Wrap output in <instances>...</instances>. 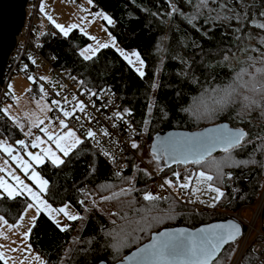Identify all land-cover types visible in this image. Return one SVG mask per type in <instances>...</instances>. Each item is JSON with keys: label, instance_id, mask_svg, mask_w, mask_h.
<instances>
[{"label": "trees", "instance_id": "16d2710c", "mask_svg": "<svg viewBox=\"0 0 264 264\" xmlns=\"http://www.w3.org/2000/svg\"><path fill=\"white\" fill-rule=\"evenodd\" d=\"M251 2L252 0H245V3ZM90 3L95 9L111 18L112 23L107 26V30L117 46L124 51H137L141 59L145 61L144 80L132 70L118 52L110 47L101 48L97 52L96 57L93 58L95 63L84 61L78 52L89 44V39L75 29L70 30L65 36L48 24L51 31L47 32L43 29L44 26L41 27L37 42L41 52L52 59L54 65L68 70L72 76L84 81L83 85L94 90L111 89L118 102L132 112L137 133L144 128L151 141L154 135L167 130L195 131L223 122L232 128L246 130L253 141H256L258 136H264V120L259 118V113L254 111L250 115L246 114L241 106L245 95L259 99L252 91L246 92L238 87L237 94L234 96L237 103L229 105L215 116L210 114L222 103L224 95L222 89L233 82L237 72L242 68H248V57L258 55L257 52L243 51L245 56L242 55V58H239L237 52L239 47L245 46L263 51L258 40L264 30L249 27L246 24L243 34L234 33L233 29L240 26L236 22L229 27L227 24H208L203 19L197 20V27L193 28L180 16H169V8L165 0H91ZM260 4L264 6V0H260ZM180 7L184 12H191L183 0H180ZM153 13H159V15H153ZM249 33L252 36V42L247 38ZM237 35H243L244 38L238 40ZM175 55L187 60L191 69L188 70L179 59H173ZM225 55L229 57L227 61L223 59ZM161 57H163L162 65ZM161 68L162 71H157ZM182 71L186 72V75H179ZM247 79L245 77V80ZM153 80H159L162 85L157 91L149 88L146 82ZM150 97L156 102V107L153 109L154 118L149 125L144 126L142 121L146 118ZM162 109L166 112L163 118H161ZM206 111L208 116L203 118ZM0 132L3 133L0 135V140L7 139V142L11 144L21 138V134L9 123L2 112H0ZM255 146V143L249 144L245 151L236 154V158L248 159ZM84 147L90 149L87 144ZM224 156L223 151L213 155L217 160L223 159ZM254 158L257 161L255 164L242 168L224 169L225 172L233 174V179H226L227 186H221L225 196L216 207L208 206L213 203L212 198L215 194L206 191V188L202 190L200 201L194 202H201L218 212H221L220 210L234 212L241 206L251 205L260 191L264 177L262 166L264 155L257 153ZM63 159L68 161L69 158ZM152 162L154 165L151 168L156 170L157 165L155 161ZM135 163L134 160H129L122 175L130 177L134 173L132 166ZM160 167L163 171L171 169V166L164 167L162 161H160ZM184 168L190 171L201 170L194 165ZM37 170L41 172L44 179L49 181L48 190L44 193L45 200L55 208L68 204L79 214L82 213V207L78 201L83 198L84 189L90 190L94 193L93 196L97 197L96 189L102 185L121 184V181L92 150L79 158L72 155L70 162L59 167L45 161L37 167ZM163 171H157V173L164 181V177L160 175ZM184 171L181 169L179 172ZM169 177L173 185L177 186L176 177L172 174ZM180 179L183 182V175ZM150 182L149 176L145 177L138 173L134 183L139 191L134 192L133 195L140 204L143 202V193L149 189ZM165 198L168 199H161L159 204L166 205L164 201L171 200L169 197ZM190 199L188 195L183 202H179L180 205L173 204L171 209L174 217L164 222L159 229L171 226L195 228L223 219L218 213L195 211L190 206L193 203L189 202ZM25 201L27 202L24 197L7 199L1 196L0 215H3L8 223H13L24 207ZM109 208H95L88 213L80 231V244L68 248L62 264H96L99 261L112 264L146 241L151 232L159 230L153 229L143 235L133 231L134 228H131L129 224L115 229L117 221L113 218L117 216L116 218L119 219L122 216L123 207L113 202ZM110 211L113 212L112 215L115 214L113 217L109 215ZM67 225L68 230L61 231L43 214L37 216L33 222L28 234V243L42 257L45 264L60 262L61 254L77 226V220L69 221ZM109 231L113 234L119 233L120 237L131 232L139 239L128 243L125 247H120L112 255L109 253V248L110 246L112 248L116 241L112 236L106 235ZM234 248L235 242L227 245L212 264L217 261L220 264H228ZM0 264L3 263L0 261Z\"/></svg>", "mask_w": 264, "mask_h": 264}, {"label": "snow or ice", "instance_id": "6c2138e0", "mask_svg": "<svg viewBox=\"0 0 264 264\" xmlns=\"http://www.w3.org/2000/svg\"><path fill=\"white\" fill-rule=\"evenodd\" d=\"M91 2V0H89ZM165 3L168 5L169 11L168 15H178L189 23L193 28L197 27L196 21L203 19L205 23L212 25L227 24L229 27L233 22L238 23L240 26L233 29L234 33L244 32V27L247 24L249 27H253L259 30H264V6H261L260 0H252L251 3H245V0H183L185 6L191 9V12H184L180 7V0H165ZM239 5V7H237ZM259 9V11H257ZM41 11H43V6H41ZM103 19L106 20L109 24L112 23V20L108 16H104L102 13ZM153 15H159V13H153ZM51 19V18H49ZM56 28L60 30L65 36L68 35V32L65 29L57 24ZM75 27V25L71 26ZM207 35V33H205ZM91 38V37H90ZM243 35H237L236 39H243ZM247 38L251 39V34H247ZM94 39V38H91ZM258 43L264 47V33L259 37ZM112 45L115 46V41H112ZM109 44H98L96 48L85 47L80 52L79 55L83 58L84 61H91L95 63L93 59L96 57L97 52L101 48H108ZM116 51L121 57H123L129 65L138 64L139 67L135 68V71L138 73L139 77L144 80L146 77L145 72V61L141 59L140 54L137 51H132L130 54L124 51L119 46H116ZM162 51H167L162 49ZM241 51H252L257 52V56L248 57V68H242L237 72L233 78V82L227 85L222 92L224 93L222 98V103L218 108L213 109L210 113L215 116L219 111H223L226 107L231 104L237 103L234 99V96L237 94L238 87L247 91H252L256 93L259 99L250 98L247 95L243 97V102H241L242 109L246 114H251L252 112H258L259 118L264 120V51H260L257 48H244ZM135 58V60L132 59ZM173 59H179L183 65L186 66L188 70L191 69V65L187 60L179 55L172 57ZM225 61L229 59L227 55L223 58ZM163 64V57H161V65ZM157 71H162L158 69ZM179 75H186V72H181ZM245 77L248 79L245 80ZM71 79H76L75 77H70ZM44 79V78H41ZM29 80H32V77H29ZM148 87L153 91L159 90L162 86L159 80L146 81ZM195 82V81H194ZM81 85L85 82L80 81ZM105 89H101L100 93H97L94 89H87L85 93L81 95H88V100L92 108H97V105L92 97L97 99H103V93ZM43 97H46L48 94L44 91L43 88L40 89ZM7 95V94H6ZM57 96L61 93L57 92ZM109 104L112 103L111 100L108 101ZM51 104L56 106L55 111L58 113V132H49L48 128L40 127L45 123L44 120L38 119L34 122L27 131L24 132L25 136H33V128H38L40 132L44 133L47 136V140L55 144L56 149L63 154V157L69 158L66 161L63 158L55 155L53 150L50 147L41 148V154H33L28 152L27 148H39L41 145L45 144V141L41 139L40 135H35V138L31 141L30 145L25 144L24 140H17L16 143L21 149H23L28 157V161H25L20 158L19 154L13 155L14 149L8 145L7 139L0 140V150L5 154L11 157V160L14 161L18 167L22 169L29 180H32L36 187L39 189V193H46L49 187V181L42 178L41 172H37L35 169L29 174V168L34 162L35 164H42L44 162V157H50L51 163L57 167L65 165L67 162L71 161L72 155L76 158H79L81 155L90 152L91 149L84 147L87 143L91 141L93 148H98L100 152L108 157L113 163H116V156L113 155L110 151L104 149L101 145V141L97 136V132L93 131L91 127H85L84 120H87L89 124L95 119L90 113L87 112V104L83 100H78L75 95L68 98L67 95L63 97V103L60 100L52 99ZM65 105H71L70 110L65 108ZM119 107V106H117ZM156 107V102L149 98L147 104L146 118L143 119L142 125L147 126L150 124L151 119L154 118L153 109ZM42 111H53V108L42 107ZM84 114L82 119L80 116L75 115L76 112ZM0 112L4 113L7 116L8 109H0ZM132 116V112L125 108L123 113L114 112L111 117H108L109 120L115 119L117 122L125 123L130 125V120H125L124 116ZM62 116L63 118H59ZM166 116V112L161 110V118ZM74 119V123L71 121ZM68 121V122H66ZM55 121L49 119V124L51 125ZM113 128H117L118 124L113 123ZM66 130V131H65ZM82 130L81 134L78 135L77 131ZM144 131L142 128L141 133ZM99 132L102 136L111 137V133L104 128H100ZM0 135H3L0 132ZM131 139V133H130ZM109 143L117 144L119 143L115 140H109ZM255 143L256 146L253 148L252 153L249 154L248 159H237L236 154L238 152H243L247 149L249 144ZM138 144L133 139L131 142V148L136 149ZM221 150L225 153V156L222 160H217L213 157V152L216 150ZM73 150L75 152L73 153ZM123 149H121L122 151ZM259 153L264 155V136H258L256 141H253L249 137V133L244 129H233L227 125L220 126L216 129H213L212 132L208 135L201 136H190L183 138H165L161 140L159 145H153L151 150L152 160L155 161L157 165V171H163V168L160 167V161L163 160L165 165H168L170 162L183 165H194L200 168L201 170H188L185 169L184 173L172 171V175L176 177L175 184L184 190H189L190 185L194 180L203 181L206 185V191L213 192L216 195L212 198L213 203L209 204V207H216L220 200L225 196V193L221 191V186H227L225 180L233 179V174L227 173L224 171L225 168H242L250 164H255V155ZM72 154V155H70ZM8 161L5 160V164ZM264 166V164H262ZM123 167V166H122ZM206 169L207 171H205ZM0 172H5V168L0 167ZM145 172L149 178L150 174L147 173V170L140 169L136 167V171L131 177H126L122 175V169L114 173V176L119 179L122 183L127 184L128 187L120 188L119 192L113 191L112 196H102L100 201L110 202L113 199H119L120 197H132L128 204L133 208V211L138 215L139 219L136 221L138 224L147 220V217L143 215L144 212H151L156 209L161 198L155 196L147 191L142 195L143 201L146 202L145 205H140L136 207L139 201L132 194L136 191H139L134 181L137 178L138 173ZM91 173V169H90ZM7 175L15 182V187L7 184L2 176H0V189H3L7 193L5 198L7 199H16L17 197L27 195V198L31 199V203L25 201L24 207L22 208L20 215L17 217L18 221H23L29 210L35 209L37 216L41 214L42 211H47L49 214L52 212L63 213L69 221H76L85 219L77 214H71L66 211L68 205L65 204L63 207L53 209L51 205L46 201L40 199V196L37 192L33 191L31 187L25 184L19 176L14 175L12 172H7ZM183 175V182L181 181V176ZM164 185L169 187L173 186V181L168 178H164ZM116 185L105 184L101 186V191H110L113 190ZM163 187V185H161ZM195 193V189H191ZM85 198L88 197V192L84 193ZM82 205L84 201H78ZM193 202V201H189ZM97 201L93 200V207L96 206ZM91 209L85 207V211H90ZM115 215V214H114ZM173 210L170 208L167 217L172 218ZM127 218V217H125ZM158 217H153V220H158ZM35 220V218H33ZM0 223H3L8 229H15L22 226L21 224H10L5 219L3 215H0ZM152 224H145L144 227L139 229H134L133 231H145L148 227H151ZM68 226L61 228V231H67ZM239 226L233 222L228 224H216L211 225L209 228H201L197 232H186L185 230H177L175 232H161L159 238L152 237V243L146 244L144 247L139 248L131 256L126 257L125 261L132 262V264H212L214 259L217 256L218 250L222 248L223 245L230 243L236 239L237 234L239 233ZM31 231V229H29ZM28 233L24 234V239L27 237ZM107 236H112L113 240L116 241V244L113 245L118 251L119 247L126 246L130 242H135L139 237L134 236L131 232L127 233L125 236L120 237L119 233L113 234L112 231L106 233ZM131 237V240H129ZM7 239V237H3ZM89 243H91L89 241ZM12 251H17V249H11ZM28 252H31L30 248H25ZM247 256L252 255L247 253ZM32 259L37 262V264H45V261L41 259L39 255L33 256ZM0 261H4V264H7L5 257L0 253ZM260 264H264V260L260 261Z\"/></svg>", "mask_w": 264, "mask_h": 264}, {"label": "rangeland", "instance_id": "374dc122", "mask_svg": "<svg viewBox=\"0 0 264 264\" xmlns=\"http://www.w3.org/2000/svg\"><path fill=\"white\" fill-rule=\"evenodd\" d=\"M41 6H43V11H41ZM103 14L104 16H108L107 14L95 9L92 4L89 2V0H39L38 1V8H37V15H38V21H39V28L41 30V27L46 26L50 24L55 31H57L59 34L64 35L58 28H56L55 25L59 24L61 25L65 31L69 32L72 29L77 30L81 34H83L85 37L89 39V44L86 47H92L96 48L98 44H109L110 48L114 49L116 51L117 44L115 43V46L112 45V41L114 39L109 34L107 30V26L110 25L106 20L103 19V16L100 14ZM109 17V16H108ZM51 18V19H49ZM110 18V17H109ZM111 19V18H110ZM75 25V27H71ZM94 39H91V38ZM258 37V36H257ZM252 42V39H251ZM248 48L245 46L239 47L238 57L242 58L243 51L241 49ZM262 50L264 51V47H262ZM133 50L126 51L129 54ZM117 52V51H116ZM250 52V51H248ZM123 58V57H122ZM124 59V58H123ZM133 60H135L134 57H132ZM125 60V59H124ZM126 61V60H125ZM127 63V61H126ZM129 65V64H128ZM132 70L138 74L135 71L136 67H139L138 64L129 65ZM6 92L8 96L10 97L9 101H5L1 104V109H8L7 113V119L10 124H12L18 132L21 134V138L19 140H24L25 144L30 145L31 141L35 138V135H40L41 139L45 141V144L41 145L39 148H31L30 146L27 148L28 152H32L33 154H41V148L44 147H50L55 155L59 156L60 158L63 157V154L60 153L56 147L55 144L51 141L47 140V136L40 132L38 128H33V136H25L24 132L28 130V128L36 122L38 119L44 120L45 123L43 125H40V127H46L48 128L49 132H58L60 129L57 130H50L49 129V111H42V107H50L51 104L48 101L46 97L42 96V93L40 92V87L33 84L32 81L29 79H25L22 76L15 75L12 76L7 84H6ZM250 96V94H249ZM207 111L204 113L203 118H206L208 115H206ZM66 131V130H65ZM141 133V131L139 132ZM150 136L146 134V130L144 129L142 134L138 135V138H133L135 142L138 144V147L136 149H133L137 158L139 159L140 163L135 160V164L132 166V172L136 171V167L138 166L140 169H144V166L148 167L152 171L157 173V168L155 166L156 170H153L151 167L154 165V162H152V157L149 153V145H150ZM132 139V140H133ZM8 145H10L13 149V155L19 154L20 158L28 161V157L23 149L19 147V145L16 143L11 144L7 142ZM0 167L5 168V172H0V176L4 178V180L7 182V184L12 185L15 187V182L11 179L9 175H7V172H12L14 175L19 176V178L27 184L29 187L33 189V191L37 192L40 196V199L45 200L44 193H39V189L36 187L35 183L32 180L28 179V176L25 175V173L22 171L20 167L17 166V164L11 160V157H9L7 154H5L2 150H0ZM5 160L8 161L7 164H5ZM222 160V159H219ZM49 162L51 165V158L50 157H44V162ZM43 162V163H44ZM41 164H35L34 162L31 164V167L29 168V174L33 169H35L37 172V167ZM55 166V165H54ZM189 166V165H187ZM187 166H180L175 165L171 166V169L164 170L160 175H162L164 178H170L169 176L172 174V171L175 170L179 172L181 169L185 170L184 167ZM141 174L145 175V177H148V175L145 172H140ZM184 173V172H183ZM263 173H264V166H263ZM133 173L131 174V176ZM264 175V174H263ZM130 176V177H131ZM159 176V175H158ZM43 178V177H42ZM160 178V177H159ZM264 178V177H263ZM161 179V178H160ZM163 181V180H162ZM164 182V181H163ZM117 187H115L113 190L110 191H101V187L96 189V196L94 197L90 190L84 189L83 190V198H81L79 201L83 200L84 204L81 203L80 206L82 207V213L79 214V212L68 205V208L66 209L67 212L71 214H77L81 217L88 216V213L95 209V208H101V207H107L112 206L113 202L116 204H119L123 207V214L122 216L116 218H113L117 222L114 228H122L125 225H130L131 228L139 229L141 227H144L145 224L151 223L152 226L148 227L145 231H137L138 234H146L147 232H150L153 229H159L161 225L170 220L167 217V213L170 208L173 207V204H179L180 203L175 200L171 195H167L165 197L171 198V200L165 202L166 205L158 204L157 208L152 210L151 212H144L143 215L147 217V220L143 221L142 223L138 224L136 221L139 219L138 215L133 211V208L129 206L128 201L132 197H120L119 199H113L110 202L108 201H100V197L102 196H112L113 191L119 192L120 188H126L128 187L127 184H124L121 182V184H116ZM172 192L174 195L181 200H184L181 198L178 187L177 186H171ZM206 188L205 183L201 182L200 180H194L191 184V189H195V193L190 189L189 197L191 198L190 201H200L201 195L203 193V189ZM149 192V190H146ZM88 192V197L85 198L84 193ZM150 193V192H149ZM212 194H215L211 192ZM134 194V193H133ZM132 194V195H133ZM207 194V193H205ZM216 195V194H215ZM1 196H7V193L3 191V189H0V197ZM134 196V195H133ZM24 197L28 203H31V199L27 198V195L25 194ZM163 197V198H165ZM96 200V206L93 207V200ZM146 202L143 201L142 204L140 202L136 205V207H139L140 205H145ZM65 205V204H64ZM64 205H61L57 208L63 207ZM252 205V204H251ZM184 206V205H182ZM249 206V205H245ZM53 209L55 207L51 206ZM85 207L91 209L90 211H85ZM108 210V209H107ZM110 210V208H109ZM108 210V211H109ZM221 214H219L220 217L223 218L222 213H226V211L220 210ZM41 214H43L45 217H47L49 220H51L60 230L62 227L66 226L69 220L63 213H56L52 212L49 214L47 211H42ZM113 212L110 211L109 215H112ZM20 215V213H19ZM18 215V216H19ZM244 217L248 215V212H243ZM127 217V218H125ZM153 217H158V220H153ZM174 216L172 215V218ZM33 218H37V214L35 212V209L29 210L27 212V215L23 221L16 220L13 223L10 224H21L22 226L17 227L15 229H8L3 223H0V253H2L5 257V260L7 264H37L36 261L32 259L33 256L39 255L36 251L32 249L30 244L28 243V235L24 239L25 233L29 234V229L31 228L33 222ZM85 219L77 220V226L75 227L74 231L72 232V235L70 237V240L68 244L65 246L64 251L61 254L60 262L58 264H62L65 254L68 253V248L73 245L80 244V231L83 226V223ZM264 221V218H263ZM122 223V224H121ZM68 226V225H67ZM3 237H7V239H4ZM146 240V239H145ZM115 245V243L113 244ZM112 248L110 246L109 253L114 254L117 250L115 247ZM125 247V246H123ZM25 248H30L31 252H28L26 250H23ZM11 249H17V251H12ZM120 249V247H119ZM233 254V252H232ZM40 256V255H39ZM41 257V256H40ZM232 257V256H231ZM42 259V257H41ZM43 260V259H42ZM231 260V258H230ZM247 258L244 259L241 264H247ZM4 264V261H1ZM230 262V261H229ZM215 264H220V262H216ZM229 264V263H228Z\"/></svg>", "mask_w": 264, "mask_h": 264}, {"label": "built area", "instance_id": "2783aa9c", "mask_svg": "<svg viewBox=\"0 0 264 264\" xmlns=\"http://www.w3.org/2000/svg\"><path fill=\"white\" fill-rule=\"evenodd\" d=\"M38 1L39 0H27L22 26L15 37L14 48L3 69L2 84L0 86V107L3 102L9 101L10 99L6 92V84L8 80L15 75L22 76L25 79L32 77V83L39 86L40 89L43 88L48 94L46 98L50 104L52 99L60 100L63 103V97L65 95H67L69 99L75 95L78 100L85 101L88 105L87 112L95 118L91 124H89L87 120H84L85 127H91L93 131L97 132L102 147L116 156V163H113L108 157L104 156L98 148H93L91 141L87 143V145L113 173L121 169L123 173L127 168L129 160L137 159L140 163L134 150L131 148L132 139L137 135L133 118L132 116H124L125 120H130V125L117 122L115 119H108L114 112L123 113V109H125V107L118 102L111 89H105L108 91L103 93L102 100L92 97V100L95 101L99 110L92 108L88 100V95H81V93H85L87 89L91 88L81 85L80 80L76 77V79H71L70 77L74 76H72L68 70L60 69L54 65L52 59L47 58L41 52L40 45L37 42L40 34L37 15ZM43 29L47 32L51 31L49 25L44 26ZM100 90L101 89L96 90L97 93H100ZM57 92L61 93V95L57 96ZM109 100L112 101L111 104L108 103ZM55 107L56 106L51 104V108L54 110L49 113L50 119L55 121L51 125L49 124V129L52 131L59 129L57 119L58 113L55 111ZM65 108L70 110L71 105H65ZM75 115L80 116L82 119L84 118V114L78 111ZM59 118L63 117L60 116ZM71 122L74 123V119ZM113 123H117L118 127L113 128ZM100 128H104L110 132L111 137L102 136L99 132ZM81 131L82 130H78L77 134L80 135ZM109 140L117 141L119 147L117 144L109 143ZM121 149L123 150L121 151ZM144 168L151 176L148 189L151 194L161 198L171 195L178 202L184 201L178 199L174 195L171 187L164 185L158 173L146 166H144ZM161 185H163V187H161ZM179 193L181 198L185 199L189 195V190L179 188ZM190 206L197 212L205 211L221 214V212L213 211V209L206 207L201 202H193ZM245 211L248 212L246 217L243 215ZM222 214L223 219H232L242 227L241 234L235 240V248L229 264H241L246 258L248 260L247 264H260V261L264 260V178L260 191L252 205H244L234 212ZM247 253H251L252 255L247 256Z\"/></svg>", "mask_w": 264, "mask_h": 264}, {"label": "water", "instance_id": "95a60500", "mask_svg": "<svg viewBox=\"0 0 264 264\" xmlns=\"http://www.w3.org/2000/svg\"><path fill=\"white\" fill-rule=\"evenodd\" d=\"M26 3H27V0H0V86L2 84L3 69L6 65V62H7V59L10 53L12 52L14 48L15 37L19 33L23 20H24ZM223 125H227L228 127H230L227 123L222 122V123L215 124V125H208V126H205L195 131H187L183 129H171V130L164 131L163 133H157L156 135L153 136L152 140L150 141L149 153H151L152 146L154 144L159 145L161 140L165 138H183V137H190V136L208 135L212 132L213 129H216ZM233 129H236V128H233ZM218 152H221V150L218 149L214 151L212 155H215ZM161 161L164 167L175 166V165L187 166L183 164H177L174 162H170L168 165H165L163 160ZM230 221L239 226L240 230L236 236V239H237V237L241 234L242 227L232 219L217 220V221H213L207 224L197 226L195 228H188L185 226L164 227L157 231L151 232L146 241H144L142 244H140L136 248L129 251L120 260L112 264H132V262L125 261V258L131 256L134 252H136L139 248L144 247L146 244L152 243V237L155 236L159 238V234L161 232H175L181 229L185 230L186 232H197L201 228H209L211 225H216V224H228ZM235 240L231 241L228 244L223 245L222 248L218 250L217 256L214 259V261L220 255L222 250L227 245L234 243ZM96 264H107V263L105 261H99Z\"/></svg>", "mask_w": 264, "mask_h": 264}, {"label": "crops", "instance_id": "0c3cea01", "mask_svg": "<svg viewBox=\"0 0 264 264\" xmlns=\"http://www.w3.org/2000/svg\"><path fill=\"white\" fill-rule=\"evenodd\" d=\"M49 25H50V24H49ZM81 50H82V49H81ZM81 50H80V51H81ZM80 51H79V52H80ZM79 52H78V54H79ZM80 57H81V56H80ZM81 58H82V57H81ZM3 115H4V113H3ZM4 116H5V115H4ZM5 117H6V116H5ZM6 118H7V117H6ZM62 158H64V157H62ZM201 182H203V181H201ZM203 183H204V182H203Z\"/></svg>", "mask_w": 264, "mask_h": 264}]
</instances>
